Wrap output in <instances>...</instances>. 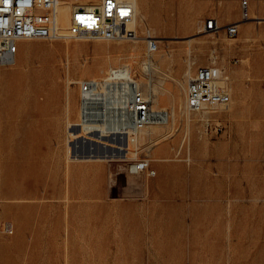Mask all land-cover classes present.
<instances>
[{
    "label": "rangeland",
    "instance_id": "1",
    "mask_svg": "<svg viewBox=\"0 0 264 264\" xmlns=\"http://www.w3.org/2000/svg\"><path fill=\"white\" fill-rule=\"evenodd\" d=\"M138 3L136 41L23 40L1 69L0 222L14 233L0 264H264V0ZM212 63L229 72L232 103L207 128L185 90ZM121 66L175 105L174 128L143 132L128 160L70 159L80 83ZM137 158L156 176L132 174Z\"/></svg>",
    "mask_w": 264,
    "mask_h": 264
},
{
    "label": "built area",
    "instance_id": "2",
    "mask_svg": "<svg viewBox=\"0 0 264 264\" xmlns=\"http://www.w3.org/2000/svg\"><path fill=\"white\" fill-rule=\"evenodd\" d=\"M70 0H0V58L7 59L12 47L23 40H92L120 42L137 39L134 29L135 6L130 0H98L95 4L76 5L72 11L71 25L66 32L57 27L59 10ZM249 2L244 1L242 13L246 16ZM205 26L219 32L216 19ZM229 36L239 35V24L226 28ZM151 53L159 50L154 38L148 42ZM2 78L0 76V89ZM80 126L86 134L100 137H126L136 145L139 155L140 135L147 128L166 123L170 113L154 107L153 101L143 93L138 78L126 66L112 68L105 77L88 79L80 83ZM189 108L197 113L209 109H228L232 103L229 72L212 63L199 67L190 77L186 87ZM210 125L207 126V128ZM134 148V147H133ZM129 171L155 177L147 158H137ZM14 227L0 222L1 235H12Z\"/></svg>",
    "mask_w": 264,
    "mask_h": 264
},
{
    "label": "bare ground",
    "instance_id": "3",
    "mask_svg": "<svg viewBox=\"0 0 264 264\" xmlns=\"http://www.w3.org/2000/svg\"><path fill=\"white\" fill-rule=\"evenodd\" d=\"M37 1H44V0H37ZM130 1L135 6V21H134L132 27L134 29H136V31H137L136 26L142 25V20L141 19L139 20L137 18V8H138V4L139 3H138V0H130ZM88 4H95V3L92 2L91 0H70L66 5H64L63 7H61L60 10H59V15H58V19H57V27H58L59 31L60 32H66L69 29V27L71 25L72 11H73V9H74V7L76 5H88ZM140 8H141V5H140ZM143 12H142V14H143ZM247 19H249V10H248L246 16L243 13V20H247ZM218 27H220V26L218 25ZM239 27H240V25H239ZM137 34H138V31H137ZM137 37H138L137 39L128 40V41H136V40L139 39V35ZM229 37L234 38L232 36H229ZM150 38H153V37H148L147 38V43L149 42V39ZM95 41H97V40H95ZM120 42H122V41H120ZM15 56H16V53H15V45H14L12 47L11 52L8 55L7 59L2 60L0 58V76H1V69L3 67H7V66L12 65L13 62H14ZM150 61H151V58H150ZM150 64H152V63H150ZM129 70H130V72L132 71L130 68H129ZM190 72H192V71H190ZM192 75H190L189 78L187 79V83H188V81H189V79H190V77ZM1 78H2V76H1ZM147 81H149V80H147ZM180 82H179V84H180ZM139 84H140V87H141L143 93L145 94V92H147V90H148L147 89V83L144 82V81H142ZM149 85H150V83H149ZM151 92H153L152 93L153 95H151V94L150 95H146L145 94V96L148 97V98H150L153 101V104L155 103L154 104V107L155 108L160 109V107H157V105L160 104V97H159L158 93L156 92V90L154 91V89ZM173 102H174V104H176V100L175 99L173 100ZM66 104H67V109H70V96H69V94H68V97L66 98ZM185 108L190 113H196V114H202V115H204V117H205L204 118V121L206 122V126L211 125L210 124L211 123V119L209 117H207V115L209 113H211L213 111H217L219 109V108L209 109V110H205L204 112H201V113H197V112L192 111L189 108L188 104H187L186 90H185ZM162 109H165L166 111H168L170 113V117H169L168 121L166 123L162 124V125H154V126H151V127L147 128L146 130H144L143 132H146V131H148L149 129H151L153 127H165V128H168L169 127L171 129L174 128V122L176 121V108H175V105L172 106V111L171 110H168L166 108H162ZM189 120H188V123H189ZM68 134H69L68 135V138L69 139L72 138L74 140V142H72L70 144V146H69V158L72 159V160H81V161H92V160L93 161L122 160L123 161V160H128L129 159V155L132 153L133 147L136 148V145H132V144H129L127 142L126 137H123V138H119V137H115V138H113V137H107V138H104V137L98 136L97 133L86 134L85 129H83V127L80 126V123H76V124L72 123V124H69L68 125ZM166 137L167 136H163V138H166ZM150 139H151V137H150ZM160 160H161V158H160ZM67 260L69 262L68 257H67Z\"/></svg>",
    "mask_w": 264,
    "mask_h": 264
},
{
    "label": "crops",
    "instance_id": "4",
    "mask_svg": "<svg viewBox=\"0 0 264 264\" xmlns=\"http://www.w3.org/2000/svg\"><path fill=\"white\" fill-rule=\"evenodd\" d=\"M158 106H161L163 108L170 110L171 104H159Z\"/></svg>",
    "mask_w": 264,
    "mask_h": 264
}]
</instances>
